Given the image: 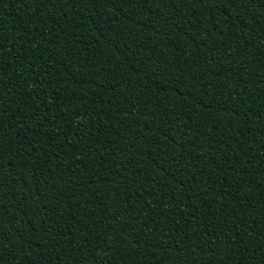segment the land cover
Here are the masks:
<instances>
[{
    "label": "trees",
    "instance_id": "1",
    "mask_svg": "<svg viewBox=\"0 0 264 264\" xmlns=\"http://www.w3.org/2000/svg\"><path fill=\"white\" fill-rule=\"evenodd\" d=\"M0 264H264V0H0Z\"/></svg>",
    "mask_w": 264,
    "mask_h": 264
}]
</instances>
